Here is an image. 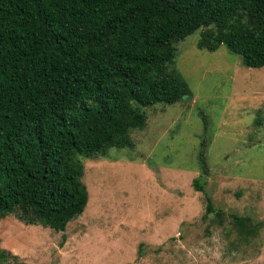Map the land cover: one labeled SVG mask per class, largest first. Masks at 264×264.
Wrapping results in <instances>:
<instances>
[{
	"label": "trees",
	"instance_id": "obj_1",
	"mask_svg": "<svg viewBox=\"0 0 264 264\" xmlns=\"http://www.w3.org/2000/svg\"><path fill=\"white\" fill-rule=\"evenodd\" d=\"M195 31L199 48L264 66V0H0V218L63 231L81 214L79 157L131 146L145 107L186 94L174 63ZM205 201L202 219L224 214ZM231 218L245 238L258 230Z\"/></svg>",
	"mask_w": 264,
	"mask_h": 264
},
{
	"label": "rangeland",
	"instance_id": "obj_2",
	"mask_svg": "<svg viewBox=\"0 0 264 264\" xmlns=\"http://www.w3.org/2000/svg\"><path fill=\"white\" fill-rule=\"evenodd\" d=\"M198 39L177 43L186 94L145 107L131 146L79 157L88 200L63 231L0 218L4 264H264V66ZM206 195L222 216L202 219ZM231 214L256 233L245 238Z\"/></svg>",
	"mask_w": 264,
	"mask_h": 264
}]
</instances>
